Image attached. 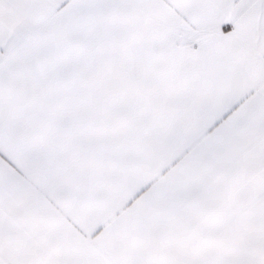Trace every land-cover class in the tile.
Instances as JSON below:
<instances>
[{"label":"snow or ice","instance_id":"snow-or-ice-1","mask_svg":"<svg viewBox=\"0 0 264 264\" xmlns=\"http://www.w3.org/2000/svg\"><path fill=\"white\" fill-rule=\"evenodd\" d=\"M0 264H264V0H0Z\"/></svg>","mask_w":264,"mask_h":264}]
</instances>
